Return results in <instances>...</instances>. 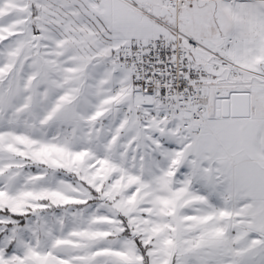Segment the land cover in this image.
I'll use <instances>...</instances> for the list:
<instances>
[{
    "label": "snow or ice",
    "instance_id": "6c2138e0",
    "mask_svg": "<svg viewBox=\"0 0 264 264\" xmlns=\"http://www.w3.org/2000/svg\"><path fill=\"white\" fill-rule=\"evenodd\" d=\"M0 264H264V0H0Z\"/></svg>",
    "mask_w": 264,
    "mask_h": 264
}]
</instances>
